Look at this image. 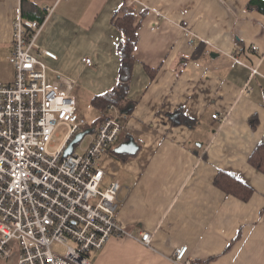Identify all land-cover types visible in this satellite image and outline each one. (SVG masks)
<instances>
[{"label":"crops","instance_id":"1","mask_svg":"<svg viewBox=\"0 0 264 264\" xmlns=\"http://www.w3.org/2000/svg\"><path fill=\"white\" fill-rule=\"evenodd\" d=\"M251 1L0 0V82L15 79L14 23L55 5L37 40L59 57L43 59L49 79L72 80L78 104L98 110L86 119L93 131L108 115L126 117L102 159L101 189L121 182L117 220L129 235L93 252L92 264H177L184 247L190 264H264V172L251 163L264 144V13ZM128 14L139 29L127 103L98 108L119 83L116 22ZM220 174L253 188L250 200L223 191Z\"/></svg>","mask_w":264,"mask_h":264},{"label":"built area","instance_id":"2","mask_svg":"<svg viewBox=\"0 0 264 264\" xmlns=\"http://www.w3.org/2000/svg\"><path fill=\"white\" fill-rule=\"evenodd\" d=\"M54 9L55 5L46 6L41 20L19 18L14 23L10 62L15 79L12 84L0 82V259L17 256L18 264H92L93 252L104 250L112 238L129 235L117 220L121 182L101 189L102 159L118 142L126 117L108 115L90 132L73 95L74 82L61 76L49 79L43 59L59 57L39 48L37 40ZM84 62L92 66L90 58ZM63 128L64 139L51 151ZM85 132L73 154L65 156ZM87 136L88 144L77 154ZM141 240L150 246L152 234L143 233ZM187 251L188 247L176 251L177 264H190Z\"/></svg>","mask_w":264,"mask_h":264},{"label":"trees","instance_id":"3","mask_svg":"<svg viewBox=\"0 0 264 264\" xmlns=\"http://www.w3.org/2000/svg\"><path fill=\"white\" fill-rule=\"evenodd\" d=\"M256 4L257 8L259 7L258 9H260L264 13L263 1H251L249 7L253 8L256 6ZM116 25L124 34V40L120 47V53L122 56L120 79L118 86L113 93L97 97L94 100V104L98 108L107 109L111 105L121 107L127 103V93L129 89V82L131 79L132 64L134 62L133 53L138 43L139 27L135 26V17L133 14H128L123 19H118ZM106 117H104V119ZM91 129L92 128H90L89 131L93 132V130ZM263 162L264 144H261L254 151L251 157V163L256 167L257 170L264 172ZM216 184L226 193L233 195L244 202L249 201L254 193L253 188L227 174H220L217 177ZM195 263L196 262H192L191 264ZM203 264H209V262H205Z\"/></svg>","mask_w":264,"mask_h":264},{"label":"rangeland","instance_id":"4","mask_svg":"<svg viewBox=\"0 0 264 264\" xmlns=\"http://www.w3.org/2000/svg\"><path fill=\"white\" fill-rule=\"evenodd\" d=\"M79 107H82V109H83L81 115H82L85 119H87L88 121H91V123H94V121H93V119H94L93 116H95V114H97L98 110H96V109H95L94 107H92V106L86 105L84 102H83L81 105L78 104V108H79ZM59 133H60V137H59V138H56V140H55V141H56L55 147H54V148H51V151H55V150L57 149L58 145L62 142V140H63L64 137H65L66 130L63 128V129L60 130ZM89 139H90V137L87 136V138L85 139L84 144H83L82 146H78V147H77V149H76V153H77V154H80V153L82 152V149H83L84 147H86L87 142L89 141ZM55 249H56L57 251H59V252H63V248L60 247V246H58V245H56Z\"/></svg>","mask_w":264,"mask_h":264},{"label":"water","instance_id":"5","mask_svg":"<svg viewBox=\"0 0 264 264\" xmlns=\"http://www.w3.org/2000/svg\"><path fill=\"white\" fill-rule=\"evenodd\" d=\"M86 134H88V132L82 133L75 138V140L69 145L68 149L66 150L65 156L73 154L74 145L79 143L85 137ZM132 152H134V150Z\"/></svg>","mask_w":264,"mask_h":264}]
</instances>
